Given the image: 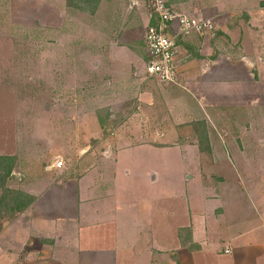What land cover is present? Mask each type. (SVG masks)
I'll list each match as a JSON object with an SVG mask.
<instances>
[{
    "label": "rangeland",
    "instance_id": "1",
    "mask_svg": "<svg viewBox=\"0 0 264 264\" xmlns=\"http://www.w3.org/2000/svg\"><path fill=\"white\" fill-rule=\"evenodd\" d=\"M217 1L167 0L177 11L209 20ZM253 1L255 7H264V0ZM105 2L0 0V154L12 155L7 161L0 160L3 250L7 243L6 237L1 236L2 227L20 223L21 215L13 207L16 200H24L18 190L22 182L27 184L32 174L35 179H46L38 170L47 166L52 167L48 173L54 181L64 180L78 173L71 171H78L77 165L87 157L84 166L107 168L118 148L114 134L124 130L121 125L124 119L132 116L136 119V81L120 85V80L117 85L94 59H89L93 55L105 56L112 48L108 41L99 40L103 34L95 27L100 21L109 22L110 9ZM139 5L148 9L146 0H140ZM231 6L234 10L235 6ZM95 11L97 22L92 17ZM241 12L236 18L242 19L243 15L238 17ZM136 31L144 28L131 31L135 40ZM253 105L256 107L247 104L245 108L233 105L221 109L222 117L227 116L231 124L229 132L219 130L209 136L184 140L188 147L197 145L203 151L199 157L181 148L150 147L151 143L159 146L156 142L160 140H146L149 145H136L129 154L126 151L122 164L133 173L129 179L136 184L140 203L148 200L152 203L153 218L149 219L147 208L138 204L139 216L121 219L122 232L131 231L138 222L150 221L153 235L146 230L147 242L176 249L179 239L186 240L191 229L180 228L177 234V227L186 224L192 212L188 202L200 197L210 229L215 228L214 218L218 214L227 222L230 215L249 216L253 217L251 222H258V215L264 213V96L253 100ZM98 117L104 118V122L96 120ZM142 142L145 141L135 136L130 143ZM175 142L179 141L170 146H175ZM59 161L61 168H54ZM9 164L15 171L11 177L5 172ZM164 208L166 211L162 212ZM103 230L99 229L97 239L93 231L84 232L89 236L88 246L110 242ZM123 238L115 248L117 264H136L138 246L132 245L130 249L129 238ZM216 240L217 235L213 234L206 243L210 245ZM189 243L192 244L191 234L185 246ZM10 247L20 255V244Z\"/></svg>",
    "mask_w": 264,
    "mask_h": 264
},
{
    "label": "crops",
    "instance_id": "2",
    "mask_svg": "<svg viewBox=\"0 0 264 264\" xmlns=\"http://www.w3.org/2000/svg\"><path fill=\"white\" fill-rule=\"evenodd\" d=\"M104 1L110 9L109 22L100 21L95 27L103 34L99 40L108 41L112 48L105 56L93 55L89 59H94L117 85L120 80V85L136 81V119H124V130L114 134L118 148L107 168L84 166L88 160L85 155L87 158L77 165L78 171H71L78 172L75 175L54 181L48 173L52 167L47 166L38 170L46 179H35L32 174L27 184L22 182L23 186L16 188L23 196L32 197V201L17 212L21 215L19 224L2 227L1 236L6 237L7 244L4 250L0 248V264H117L115 248L124 236L123 240L129 238L130 249L132 245L138 246L136 264H264V213L258 215L255 223L251 222L253 217L238 215H230L227 222L218 214L214 218L215 228L210 229L199 201L203 197L194 198L188 202L192 212L187 223L177 227V234L180 228H191L192 244L197 246L191 249L180 240L176 249L150 245L145 239L146 230L153 235L150 221L138 222L129 232H122L121 225L122 218L139 216L138 204L147 208L149 219L153 218L152 203H140L136 184L129 179L133 173L122 164L126 151L129 154L136 145H149L146 140H160L156 142L159 146L151 143L150 147L181 148L199 157L203 151L197 145L188 147L184 140L219 130L229 132L231 124L227 116L222 117L221 109L233 105L245 108L247 104L253 108V100L264 96V7H255L253 0H218L211 17L213 32L209 37L191 34L178 39V79L174 84L163 85L145 77L144 32L150 21L147 7L142 8L140 0ZM230 4L235 6L234 10ZM240 11L238 17L243 15L242 19L236 18ZM93 13L94 20L99 21L96 11ZM141 27L144 31H136L135 40L131 31ZM135 136L145 142L130 143ZM173 141L179 142L170 146ZM14 174L12 169L9 176ZM99 229H105L103 233L110 237V242L88 246L89 236L84 232L93 231L97 239ZM213 234L217 240L208 245L207 238ZM18 243L20 255L10 249Z\"/></svg>",
    "mask_w": 264,
    "mask_h": 264
},
{
    "label": "built area",
    "instance_id": "3",
    "mask_svg": "<svg viewBox=\"0 0 264 264\" xmlns=\"http://www.w3.org/2000/svg\"><path fill=\"white\" fill-rule=\"evenodd\" d=\"M149 23L144 33L145 77L163 85L177 82L176 42L191 34L204 37L213 30L211 20L177 11L167 0H146ZM61 167L62 162H57ZM224 252H228L225 249Z\"/></svg>",
    "mask_w": 264,
    "mask_h": 264
},
{
    "label": "trees",
    "instance_id": "4",
    "mask_svg": "<svg viewBox=\"0 0 264 264\" xmlns=\"http://www.w3.org/2000/svg\"><path fill=\"white\" fill-rule=\"evenodd\" d=\"M94 9H95V7H94ZM98 120L100 122H104V118H102V117H98ZM8 159H10V157L0 156V160L7 161ZM11 165L12 164H9V167L5 170L6 174H9L11 172V168H12ZM19 194H22V193L19 192ZM31 201H32V197L25 195L24 196V200L23 199H18V200L15 201V204H14L13 208L18 210V211H20V210L24 209L28 204H30ZM187 230H189V229H187ZM179 237L180 236L178 235V238ZM179 240H180V243L185 246V242L190 240V230L188 231V238L186 240H182L181 238ZM188 247L189 248H193V247H197V246L195 244L189 243Z\"/></svg>",
    "mask_w": 264,
    "mask_h": 264
}]
</instances>
